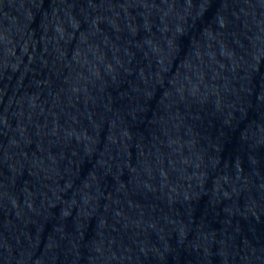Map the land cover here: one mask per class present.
I'll list each match as a JSON object with an SVG mask.
<instances>
[{
    "label": "water",
    "instance_id": "water-1",
    "mask_svg": "<svg viewBox=\"0 0 264 264\" xmlns=\"http://www.w3.org/2000/svg\"><path fill=\"white\" fill-rule=\"evenodd\" d=\"M113 0H0V264H117Z\"/></svg>",
    "mask_w": 264,
    "mask_h": 264
}]
</instances>
